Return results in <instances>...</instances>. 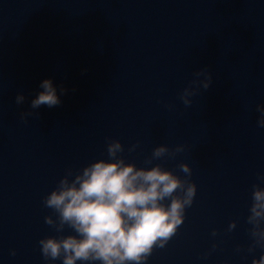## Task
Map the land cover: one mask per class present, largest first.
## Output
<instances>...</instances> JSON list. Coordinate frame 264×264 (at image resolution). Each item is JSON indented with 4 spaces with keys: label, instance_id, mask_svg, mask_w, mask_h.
Masks as SVG:
<instances>
[{
    "label": "water",
    "instance_id": "obj_1",
    "mask_svg": "<svg viewBox=\"0 0 264 264\" xmlns=\"http://www.w3.org/2000/svg\"><path fill=\"white\" fill-rule=\"evenodd\" d=\"M205 67L206 91L193 83ZM45 79L62 103L25 121ZM189 86L198 90L186 107ZM259 104L264 0H0V264H62L40 251L57 235L44 197L68 169L106 159L108 138L138 167L193 169L194 203L146 264H252L264 249H236L251 242V191L264 174ZM162 144L185 150L146 165Z\"/></svg>",
    "mask_w": 264,
    "mask_h": 264
},
{
    "label": "clouds",
    "instance_id": "obj_2",
    "mask_svg": "<svg viewBox=\"0 0 264 264\" xmlns=\"http://www.w3.org/2000/svg\"><path fill=\"white\" fill-rule=\"evenodd\" d=\"M193 83L208 90L213 83L207 67L196 72ZM43 89L31 101L33 111L21 112L25 121L41 106L55 107L62 103L51 79L41 82ZM198 89L185 88L180 99L186 107L193 103L191 97ZM66 94L67 89H61ZM25 101L23 93L16 98L17 105ZM260 114L257 126L264 128V104L256 106ZM139 143L128 149L135 151ZM184 146L156 147L145 160L146 165L162 158H175ZM124 145L120 140L108 138L107 158L96 160L79 170L68 169L43 200L45 208L53 215L44 218L57 235L39 240L40 251L45 260H61L62 264H146L154 249L164 248L177 234L186 219L197 195V184L192 181L193 169L189 163L177 165L181 176L166 169L162 164L153 167H138L127 162L123 156ZM264 174L252 186L251 205L247 224L250 243L236 251L248 255L257 248L264 249ZM73 234L64 235L65 228ZM237 227L232 221L227 231ZM216 237L219 231L213 229ZM218 247L213 244L212 251ZM210 254V253H209ZM13 255L15 252L13 251ZM252 264H264V253L253 258Z\"/></svg>",
    "mask_w": 264,
    "mask_h": 264
}]
</instances>
